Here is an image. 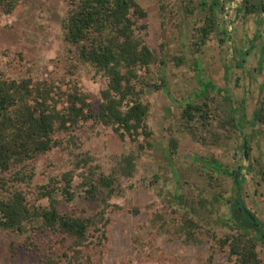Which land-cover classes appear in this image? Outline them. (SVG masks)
I'll return each instance as SVG.
<instances>
[{"label":"rangeland","instance_id":"374dc122","mask_svg":"<svg viewBox=\"0 0 264 264\" xmlns=\"http://www.w3.org/2000/svg\"><path fill=\"white\" fill-rule=\"evenodd\" d=\"M137 1L148 13L139 24L147 26L142 33L156 56L148 74L139 70L142 78L137 82L144 89L141 100L151 107L149 143L143 135L138 141L129 136L122 140L112 126L94 120L82 122L73 130L78 146L64 142L41 155L30 162L33 179L13 185L23 191L30 204L46 208L50 199L43 192L63 186V174L73 172L75 198L67 201L59 192L54 194L62 213L92 215L105 207L103 200L107 201L110 222L106 239L102 247L92 244L85 248V261L91 258L85 264H210L211 243L206 236L201 243H185L153 219L158 214L168 220L179 217L173 214L178 207L170 201L176 193L197 208L203 200L212 202L217 195L221 197L214 208L210 203L205 204L207 208L199 207L200 224L223 236L229 231L223 222L230 217L226 199L233 190V179L223 170L235 171L242 166L246 203L264 222V124L247 126L245 135L227 132L216 114L226 117L229 108L216 91L209 93L210 119L205 126L198 123L196 138L181 120L187 101L204 102L195 98L202 83L208 81L229 89L252 118L264 87L262 15L239 12L242 0H218L217 31L195 52L192 34L207 15L200 0L187 9L184 0ZM70 8V0H30L10 15L0 14V69L8 78L52 80L58 92V87L62 92L81 88L89 94L94 112H99L101 90L107 87L108 79L92 65L79 61L75 48L64 40L62 22ZM177 58L183 61L178 63ZM59 138L66 141L69 137ZM172 138L178 140L175 153ZM245 138L250 155L242 150ZM131 153L138 156L136 169L131 176H124L119 171L120 159ZM85 155L92 161L77 168V159ZM212 159L218 162L215 167L207 162ZM111 173L118 177L115 191L102 189L97 197L89 198L82 175L97 178ZM181 212L180 216L184 210ZM92 234L97 235L95 231ZM69 242L59 233L37 231L33 226L25 233L0 228V264H43L41 260L67 251ZM261 255L264 258V249ZM212 264L235 263L227 252L217 250Z\"/></svg>","mask_w":264,"mask_h":264},{"label":"trees","instance_id":"16d2710c","mask_svg":"<svg viewBox=\"0 0 264 264\" xmlns=\"http://www.w3.org/2000/svg\"><path fill=\"white\" fill-rule=\"evenodd\" d=\"M28 1L0 0V14L10 15ZM184 1L186 9L195 3V0ZM199 4L202 10L207 11V15L201 24L195 26L192 34L195 52L207 43L218 28V0L211 3L200 0ZM70 7L62 22L64 40L75 48L79 61L92 65L108 79L107 87L101 90L99 112H94L89 94L81 88L75 86L72 92H62V88L58 87V92L52 80L8 78L0 69V189L4 191L0 193V228L25 233L29 226H33L37 231L59 233L70 241L67 251L61 256L41 260L43 264L90 263V256L85 261L84 251L92 244L95 248L103 246L106 227L110 222L106 217L109 204L103 200L105 207L92 215L62 213L58 207L59 200L54 194L59 192L67 201L75 198L76 194L72 190L73 172L63 174L65 184L59 188L46 189L42 186L46 189L43 196L50 199L48 207L30 204L23 191L13 185L33 179L30 162L56 147H62L64 142L78 146L73 130L82 122L90 120L114 127L122 140L129 136L133 141H138V137L143 135L149 143L152 136L147 122L151 107L141 100L144 89L137 85L142 78L139 70L148 74L156 61L155 51L142 33L147 26L139 24V20L148 15L146 9L137 0H70ZM238 11L261 14L264 28V0H242ZM262 33L264 36V29ZM182 61V58H177L178 63ZM229 74L231 72L228 67L227 78ZM202 86L195 99H204V102L197 104L191 100L183 106L182 124L193 137L196 138L194 130L198 123L205 126L210 119L212 106L208 100L212 91L223 95L228 105L226 117L216 114L222 120L220 127L227 132L245 135L247 126L264 124V87L260 90L257 108L249 119L245 106L237 103L229 89L219 88L212 81L202 83ZM60 135L69 138L65 141L59 138ZM245 139L242 150L244 155H250L251 147L246 139L248 147L245 148ZM170 143L175 153L178 140L172 138ZM137 159L138 156L133 153L123 155L119 168L121 174L131 176L136 169ZM91 161V156L85 155L77 159L76 167L83 168ZM207 162L214 167L218 164L216 159ZM242 169L240 166L235 171L223 170L233 179L232 195L226 199L230 204V217L223 219L229 231L223 236H219L213 229H204L200 224L199 207L207 208L205 204L210 203L214 208L221 197L217 195L212 202L203 200L197 208L190 205L183 194L176 193L170 201L178 207L173 210V214L179 217L173 216L172 220H168L158 214L153 221L160 222L161 229L181 238L185 243H201L203 236H206L211 243L210 264L217 250L227 252L229 260L235 264H264L261 255V249H264V222L246 203ZM82 176L84 184L89 187L85 190L89 198L97 197L102 189L115 191L118 183L116 173L101 174L97 178ZM185 204L189 206L185 207ZM181 210L184 213L180 216ZM92 231L97 235H91Z\"/></svg>","mask_w":264,"mask_h":264},{"label":"water","instance_id":"95a60500","mask_svg":"<svg viewBox=\"0 0 264 264\" xmlns=\"http://www.w3.org/2000/svg\"><path fill=\"white\" fill-rule=\"evenodd\" d=\"M247 147L246 139H245V148ZM247 155V154H246Z\"/></svg>","mask_w":264,"mask_h":264}]
</instances>
